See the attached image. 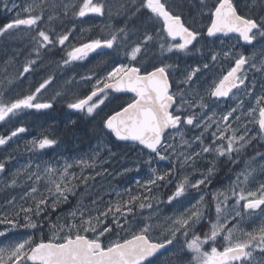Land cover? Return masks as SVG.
Listing matches in <instances>:
<instances>
[{
  "label": "snow or ice",
  "instance_id": "obj_1",
  "mask_svg": "<svg viewBox=\"0 0 264 264\" xmlns=\"http://www.w3.org/2000/svg\"><path fill=\"white\" fill-rule=\"evenodd\" d=\"M0 2H3L6 10L20 9L13 19L0 26V37L12 34L10 30L24 31L33 42V51L37 57L42 49L64 46L69 40L71 32L57 34L54 28L46 30L41 27L42 22H45L46 7L55 9L58 7L55 3L49 5L48 0H31L24 7L13 3L12 9H8L6 0ZM252 4L259 6V15L243 13L234 0H201V14L206 11L208 17V24L203 30L197 29L174 12L168 0H140L135 11L146 9L151 20L160 22L161 28L155 42L159 43L162 56L165 52L173 51L189 54L207 37L219 38L234 34L238 41L246 45H253L258 38L264 41V0H252ZM62 7L64 15L71 11L78 18L90 14H106V5L102 0H80L79 3ZM54 19L58 17L48 14V23ZM107 27L108 32L104 38H89L71 47L63 63L67 65L84 60L98 49H112L113 52L123 49L129 62L117 63L105 76L95 80L88 94L69 103L68 107L92 115L105 104L110 92L132 93L125 105L104 117L103 127L117 139L137 143L149 150V159L145 161L149 166L153 156L159 160L170 159L169 150H172L181 169L189 166L193 171L176 178L174 169L158 173L156 168H151L152 176L143 182L137 180L138 189L135 192L130 188L123 192L117 191L115 200H109L103 205L100 203L103 197L92 200L89 205L80 199L74 207L52 222L45 213L49 209L55 210L58 205L69 203V196H75L80 185L87 186L89 180L95 179V176L83 172L84 168L94 167L95 160L75 161L81 166L79 174L70 172L73 164L65 162L62 167L46 165L41 175V166L36 164L35 171L28 173V179L35 177V181L31 191L22 198L26 204L17 205L15 199L10 200V213L5 211L0 215V225L5 226L0 230V237L8 239V234L16 229L30 230V234L22 240H9L0 247V264H154L157 254L172 245L177 236L183 237V250L191 257L189 264H257L254 254L259 253L264 258V222L252 231L238 226L239 220L245 218L244 214L251 217L259 210L264 215V183H259L254 189L249 186L255 169L247 164L227 189L212 193L214 220L209 218L211 209L205 201L207 193L201 191V186L207 188L211 183L216 164L213 162L200 174V178H191L197 171V159L203 158L204 154H215L216 158L225 157L233 164L239 163L233 157H239L256 139V136L249 135L250 130L242 118H247L248 124L257 125L258 135L264 138V95L255 97V107H249L246 111L242 107L243 100H240L236 107L226 111L219 120L214 119L215 112L206 119L204 113L209 101L216 103L230 95L235 96L234 89L241 90L244 86L245 94L250 95L248 88H254L255 85H245L248 78L245 66L257 68L254 57L250 58L232 49L214 53L212 61L221 55L231 57L234 66L226 74L214 79L203 93L195 89L173 92L169 79V69L173 65H158L155 60L148 62L149 42L154 41L152 34L146 31L142 39L130 44L125 28ZM90 30L85 29L84 32ZM34 64L36 60H29L21 75L29 73ZM203 67L208 68V64ZM262 69L264 61L258 70ZM199 71L200 67H196L187 72L183 83L191 84ZM82 79L91 80L92 77ZM51 82L52 77H49L34 91L15 99L7 100L0 96V122L9 121L24 110L52 108L51 102L38 99L42 90ZM195 108L201 111L197 113ZM237 122V127L233 128V123ZM213 125L216 126L215 131H211ZM182 126H193L202 131L192 141H188L184 139ZM26 131L21 126L11 131L10 135H0V146ZM175 136H180L181 143L189 148L196 143L199 150L180 151L176 154L174 145L169 142ZM206 139L208 143H205ZM56 143V139L48 136L31 142L33 149L40 150L51 148ZM4 171L5 163L0 162V173ZM41 181L45 185L43 191L36 186ZM161 182L164 186H173V191L167 197L169 204L173 201L179 203V198L192 190L201 194L195 203L168 217L160 236L154 237L153 233L160 226L153 222L152 215L144 217L140 214V218L137 217L138 210L151 209L154 202H161L159 192L153 191L161 187ZM11 183L16 185L17 179L13 178ZM229 200H233L231 209ZM232 220H238V223L229 228ZM205 222L207 230L201 234L198 228ZM45 223L50 234L48 239L43 236ZM35 232L41 233L39 239L34 236ZM218 240L223 241L219 247ZM205 246H208L207 249ZM260 264H264V260Z\"/></svg>",
  "mask_w": 264,
  "mask_h": 264
},
{
  "label": "rangeland",
  "instance_id": "obj_2",
  "mask_svg": "<svg viewBox=\"0 0 264 264\" xmlns=\"http://www.w3.org/2000/svg\"><path fill=\"white\" fill-rule=\"evenodd\" d=\"M24 1V6H26L28 3H31V0H23ZM125 0H102V2L105 3L106 7L108 9L111 8V5H118L119 3L123 2ZM80 0H48V4L51 3H57L56 5L58 6L55 9L51 10V14L55 15L58 17L57 23L61 25V27H66V20H67V15H63V5L65 4H72V3H79ZM169 4L172 5V9L175 8V3L179 6L185 5V10L184 12H187V20L189 23H192L197 29L203 30L204 27L208 24V17L206 11L204 14H201V0H168ZM237 2V4L244 10L246 14H251L253 16L259 15L260 14V8L258 5L254 6L252 4V0H236L234 3ZM3 2H0V7ZM60 6H59V5ZM47 8V7H46ZM1 9L3 11L10 12L9 10H6L2 4ZM181 10V9H180ZM189 10V11H188ZM182 11V10H181ZM62 12V13H61ZM180 12V11H178ZM1 13V12H0ZM49 13V14H50ZM46 15V12H45ZM48 15V14H47ZM1 16V15H0ZM102 16H100L101 18ZM75 20L73 19L72 24H68V27H71V30L73 31L72 33L74 34V37L78 39L79 37L77 36L79 32H82V34H85L84 32L85 29H91V20L98 21V19L94 16L90 17H84V18H78L74 17ZM79 20L80 25H77V21ZM100 20V19H99ZM45 22H47V17H45ZM45 22H42L45 23ZM155 22H153V25ZM161 26L160 22L157 21V27L159 28ZM67 27V29H68ZM80 27V28H79ZM77 28V29H76ZM70 30V29H69ZM59 31L67 32V30L59 29ZM159 32V30H155L154 36ZM206 35V34H205ZM74 38V39H75ZM150 44V42H149ZM159 48V44L157 46ZM228 46L224 47L226 51L230 50L229 48L227 49ZM218 49V46L216 43H213L211 41V38H205L200 41L199 44L196 45V49H194L191 53L185 54L181 52H169L167 55L168 60H173L175 61L174 63H171L173 67L169 69V72L175 75V80H176V91L183 90L185 92H188L190 89H195L200 91L201 93L204 92L205 88L214 80L219 78L222 74H226V71L230 68L231 63L233 62L231 57L225 58L222 55L218 56L216 61L211 60V56L214 53H217L216 50ZM143 51V50H142ZM171 53V55H170ZM252 55V58L254 57L255 62L257 64V68H250V72H254L253 75H256L257 78L254 80L256 82L255 87L257 89V94L256 97L260 95H264V69H260L261 62L264 61V44H260L257 46V49L254 50ZM89 58V57H87ZM86 58V59H87ZM160 58V57H159ZM158 58V59H159ZM84 59V60H86ZM139 59V58H138ZM150 60V59H149ZM164 60L163 62H165ZM80 62V61H79ZM128 58L124 55L122 56V60H120L119 63H128ZM149 62V61H148ZM134 64L136 62H133ZM167 64V62H166ZM208 64V68H204L203 65ZM97 65V62H94L93 67ZM200 67V71L196 74V76L193 78V82L191 84H184L183 80L185 79V75L187 72H190L192 69ZM92 72V71H91ZM259 79H262L259 81L257 84V81ZM83 86V85H82ZM79 89V85H78ZM251 94V93H250ZM17 96V95H15ZM110 96V95H109ZM241 96V97H239ZM243 96H248L244 93H239L238 97L236 100L232 101L230 105H224L222 106L221 103L218 104L212 103L211 101L208 102V108L204 109L205 113V119L208 116H211L213 112L216 113V116L214 119L219 120L220 117L226 113V111L230 110L232 107H236L239 104L240 100H243L245 102ZM255 100V99H254ZM112 98L109 97L104 105H101L99 109H97V113H93L92 115H88L86 112L80 113L81 119L85 120V118H93L94 119H103V115H105L104 107L106 103L111 102ZM236 102V103H235ZM244 109V108H243ZM103 111V112H102ZM195 112L199 113L201 110L199 108L194 109ZM100 113V114H99ZM104 113V114H103ZM96 115V116H95ZM235 115V113H234ZM17 116H20L23 118V121H25L26 114L25 112H21ZM17 116L12 117L9 121L6 122H1L2 124L6 123H11L12 119L17 118ZM90 116V117H87ZM98 116V117H97ZM19 117V118H20ZM231 122V121H230ZM245 123V122H244ZM19 127V125L14 124L8 135L11 134V130H15L14 128ZM233 128L237 127V123H233ZM24 127V126H23ZM215 125L212 126L211 131H215ZM27 128V127H24ZM12 130V131H13ZM251 131H249V134ZM20 137L19 139L13 137L6 145L0 146V162L5 163V171L2 175V178L0 180V215H3L5 211H8L10 213L11 206L8 204V201L15 199L16 204H26V201L22 199L23 197L26 196L27 193L31 191V187L33 186V183L35 181V177L32 179H28V173L35 171V165L40 164L41 166V175H43V168L46 166L47 160L44 159L42 156H37V154L41 153H36L34 154L33 150L30 148L32 146L30 137L27 135V133H19ZM23 134V136H22ZM0 135H7V134H2ZM185 136V134H184ZM177 138H181L180 136H177ZM15 140V141H14ZM107 139H102L100 140L102 143L99 145L94 146V148L88 149V151L85 150L84 152V159L89 160L90 162L94 159L95 160V166L94 167H89V168H84L83 172L85 175H91L95 176V179L89 180L87 186H81L79 187L76 191V195L79 193V189L81 191V196H75L74 198H71L69 196V203L67 204H62L58 205L55 210L49 209L48 212L45 213V216L47 217H54L53 222L56 221L57 216L61 215L62 213L67 212L70 208L74 207L77 203L78 200L82 199L85 205H89L92 200L97 199L98 197H103V200L100 201V203L103 205L105 202L109 200H115V192H123L125 189H132L133 192H135L138 189V185L136 184L137 180H140L143 182L141 176H135V174L131 175V171L133 167H130L132 165L131 161L127 162L123 160L124 156L119 155H111L110 157H107L108 154L106 153L107 148H109V143H104L106 142ZM206 143V141H205ZM7 146V147H6ZM194 150H199L197 147V144L194 143ZM106 156H105V155ZM214 159H206L205 161L203 160L202 162H198V165L195 166L197 171L195 174H201L203 173L208 167L212 165V163H216V166L218 165L219 159L224 161L226 164L227 162L223 160L225 157H219L216 158L215 154H210ZM238 159L239 163L242 162V158L239 157H233V159ZM81 160V159H80ZM108 160H112L108 164L112 166L114 169L119 170L120 173L115 174L114 170H101L99 171L98 169H95L96 165H102L103 163H107ZM229 161V160H227ZM230 162V161H229ZM239 163H231L232 167H235ZM254 169V175L253 178L250 179L249 186L251 188H255L259 185V183H264V178H260L259 173L260 169L255 165V164H250ZM107 166V165H106ZM118 166H120L118 168ZM81 167V166H80ZM187 172L185 173H191L192 167L185 166ZM105 168V166H104ZM128 170V171H126ZM99 172L101 173L100 175H96V173ZM109 172V173H108ZM113 172V173H112ZM236 174L238 173L235 171ZM234 172V173H235ZM241 172V171H240ZM239 172V173H240ZM194 174V175H195ZM236 177V175H235ZM13 178L17 179L16 185H12L11 180ZM192 178V177H191ZM200 178V177H199ZM235 179L228 180L227 183L223 184V187L220 188H215L214 191L217 190H225L231 185ZM216 181L212 179L211 177V183L214 184ZM209 184V185H210ZM3 185V186H2ZM2 186V187H1ZM41 191H43L45 185L43 181H41L39 184L36 185ZM204 187V186H201ZM14 190V191H13ZM13 193V195H12ZM186 196V195H185ZM182 197L180 199V202H175L173 201L171 204H169L167 201H164L160 195L161 202L160 203H153V208L148 209L145 208L143 210H138V217L140 218V214L142 216L147 217L150 214L152 215L153 222L158 224L160 227L157 228V230L154 232L156 235H160L161 229L166 226V223L168 222L167 218L171 217L174 215V213L178 211H183L184 208L188 207L191 203H195L196 199L192 198H187V197ZM5 203V204H4ZM27 203H30L28 201ZM213 203V200H209L208 205ZM159 204V205H158ZM229 209H231L233 200H229ZM7 207V208H6ZM52 210V211H51ZM52 213H51V212ZM51 213V215H50ZM245 218L242 220H239V228L246 230V231H252L256 227H258L262 222H264V215L260 214V211L257 210L256 214L247 217L246 214ZM213 219V218H212ZM214 220V219H213ZM238 220H232L233 225L238 223ZM231 221V222H232ZM229 223V225L231 224ZM228 225V226H229ZM5 226L0 225V230H3ZM26 230V232H25ZM15 237L5 239L3 237H0V247H3L5 244L9 242V240H22L26 238L30 234V230L27 229H16L13 231ZM12 234L9 233L8 235ZM34 234V233H33ZM36 237V235L34 234ZM37 238V237H36ZM182 238V237H181ZM177 240L179 241V236H177ZM179 245V242H177ZM189 254V253H188ZM189 257V262H190V254L188 255ZM184 258L182 259L177 257V253L174 254L173 256H169L163 260H160L158 264H184Z\"/></svg>",
  "mask_w": 264,
  "mask_h": 264
},
{
  "label": "flooded vegetation",
  "instance_id": "obj_3",
  "mask_svg": "<svg viewBox=\"0 0 264 264\" xmlns=\"http://www.w3.org/2000/svg\"><path fill=\"white\" fill-rule=\"evenodd\" d=\"M6 2L8 3V9H12L13 3L20 5L21 7H23V5H24L23 0H6ZM2 4H1V7H2ZM1 7H0V12H1L0 17L2 18L3 21H5V23H7L11 19H13L16 15V12L20 10L19 8H17L14 10H9L10 12L6 13L5 11H3L1 9ZM91 15L94 17H97V18L99 17V15H96V14H90L88 17H90ZM10 32L16 33V34H14V38L19 39V40L22 39L24 41H27L26 38H29L27 36V34H25V32L22 30H10ZM67 32H71V35L69 36V40L65 42L64 46H61L63 50H65V48H66L65 51L71 49V47H73V46H78L80 44V43L76 44L77 42H75V39H74L75 37H74V34L72 33L73 31L71 30V27H68ZM56 33L57 34H60V33L63 34L65 32H63V31L61 32V31L56 30ZM81 33L82 32H79V34L77 35L79 37L78 40H80V38H81L79 36ZM207 38H209V39L211 38V41L213 43L217 44V46H218V49L216 50L217 53H222V52L226 51V49H224V47L228 46L227 49L228 48L232 49L234 52H242L244 55H246L250 58H252V55H253L252 52L257 49V46H259L260 44H264V41H260V39L258 38V40L256 42H254L253 45H246L243 41H238L234 34L227 37V38L226 37H219V38L207 37ZM168 39L170 40V38H168ZM221 41H223V43ZM156 43L157 42L151 41L149 44V45L153 44L151 46L152 47L151 50H149V59L150 60L153 57H158V58L159 57H162V58L166 57V55L169 53V52H165L161 56L160 49L157 47V44H159V43H157V44ZM29 45L30 44H28L26 42L21 43V45H20L21 48H20V52H19V57H20L19 64L16 61L14 62L15 64L21 65V67L19 69L22 71L24 65L29 60H36L37 59L36 64H34L32 66V70L29 73L23 74V78H24L23 79V81H24L23 85L26 89H24V92L22 95L29 94L30 92L34 91L35 88L38 87L39 84L42 83L45 79L52 77L51 84H49L46 89L42 90L41 94L38 96V99L43 101V102H51L53 104V107L50 109H41V110H36V109L26 110L28 112L27 116H29L27 118V120L29 122V127H30L29 129L26 128L27 129L26 132H27L28 136L30 137L31 142L33 140H38L40 138H43V136H48L49 138L57 139L56 140L57 143L54 146H52L51 148H46L43 150L33 149L32 146L30 148L34 151L33 152L34 154L41 153V154H37V156L44 157V159L47 160L46 165H50L53 167H62L64 165V163L67 162V163L73 164V167L69 171L70 172H76L77 174H79L81 171V167L78 164H76L75 161H79L80 159H84L85 150L88 151V149L94 148V146L99 145L102 142L101 141H95V142L90 143V142H83L82 141L81 128H82V123L84 120L81 119V116H80L81 111L71 109L68 107L69 103L74 102L77 98H80V96H78L79 95V90H78L79 84H78V81L76 80L77 79V72H75V70H74L76 61L69 64L70 66H73L74 69L71 68V71L68 70L67 74L64 72L60 73V71H57V72L56 71L52 72L50 70L48 71V69H52V67L54 68V70H57V68H59L61 66V64L56 62V64H53L51 66H47V65L43 66V65L38 64V63H41V61H43L42 57H35L32 59H28L27 55H28L29 51L26 50V48ZM44 50L50 51L51 49H42L39 56H41L42 51L44 52ZM110 50H112V49H110ZM103 52H106V51H103ZM97 53H101V52L92 53L88 56L89 57L88 59L81 60L80 62L82 64L84 63V64L88 65L89 67L92 66V64H94V62L91 59L95 55H97ZM9 56H10L9 57V59H10L12 57V53H10ZM12 61L13 60L10 59V62H12ZM38 61H40V62H38ZM64 66H67V65L64 64ZM232 66H234V61L231 63L230 67H232ZM249 69L250 68L246 65L245 70H246V74H247L248 78L245 81V85H252L253 83L255 85L256 82L254 80L257 78V76L253 75L254 72H250ZM107 72L108 71H104L103 73H100L99 71H95L94 74H92L90 76H88L90 74V72H85L84 74H86L87 76H83V77H92V79L91 80H85V79L81 78V80H82L81 82H85V83L89 82V83H91V87H92V84L95 83V80L97 78H102L103 76H105L107 74ZM69 73H70L69 79L66 77L63 79H60L62 74H65V76H67ZM169 79L171 80V83H172V91L175 92V89H176L175 75L170 73ZM261 80L262 79H259L257 81V84ZM62 81H63V84H65L64 87L61 85ZM263 83H264V81H263ZM67 84H69V86ZM91 87H90V89H91ZM243 89H244V86H242L241 90L235 89L233 91L234 93H236L235 96H230L228 98L221 99L220 101H218V104L221 103L222 106L230 105V103L232 101L236 100L239 93L240 94L244 93ZM248 92H250L251 94L248 96H243L245 102H243L242 107L244 108L245 111L249 107H255V100L254 99H255L256 94H257V89L256 88H248ZM57 93H59V94L57 95ZM64 93L66 94V96H65L66 98L63 96V95H65ZM113 94H114L113 92H110L109 97H112ZM115 95H117V94H115ZM123 96H128L129 97L128 100H130L132 97L131 94L123 95ZM239 97H241V96H239ZM46 98H48V99H46ZM64 99H65V101H64ZM213 100H215V98H213ZM67 102H69V103H67ZM53 112H55L56 118L54 117V115H51ZM62 113H63V115H61ZM32 116H33V118H32ZM36 117H37V119L43 118L44 122L42 121L41 124L39 121H38L39 123L36 122V120H35ZM87 117H90V116H87ZM85 119H86V121H85L86 123L90 121V118H85ZM242 119L244 120L245 124H247L248 129L251 131V133L249 135L256 136V139L253 140L252 143L244 149L242 154L239 156V158H242V162L239 163L238 165H236L235 167H232L233 166L231 164L232 162L227 161L226 158H224L223 160H225L227 162V164L224 161L219 159L220 162H218V165L215 168L214 175L212 176V179L215 180L216 182L214 184L208 185L207 188L201 187V191L207 193V195H205V201L207 203H209V200L212 199V191L215 188L223 187L224 186L223 184L227 183L228 180L236 179L235 175H237L240 171H242L246 167L247 164H252V163L255 164L260 169L259 170L260 171V173H259L260 178H262V179L264 178V138H262L260 135H258V133H257L258 126L257 125L248 124L247 118H242ZM71 121H73V122H71ZM51 123H54V124H51ZM238 123L239 122H237V124ZM43 124H46V125L43 126ZM61 124L63 125V127ZM39 125H41V126H39ZM72 125H74V126H72ZM56 128H57V130H56ZM65 128L67 129V131ZM182 130L185 134L184 139L188 140V141H192L193 138L195 136L199 135L202 131L201 128H196L193 126H186V127L182 126ZM66 134L69 136H67ZM70 135H72V136H70ZM205 135H207V133ZM19 136H20V134H18L15 138L19 139ZM65 136H66V138H65ZM73 136H75V137L73 138ZM70 137H72V138H70ZM77 137H80V138L77 139ZM58 138H59V140H58ZM64 139H66V140H64ZM205 141H206V143L209 142L207 139ZM65 142H67V143H65ZM169 142L174 145V147L176 149V154H178L180 151L189 152V151L194 150V143L192 144V147L189 148L187 145L182 144L181 138H177V136H175L174 140H171ZM78 143L80 146L77 145ZM104 143L105 144L109 143V148H107V150H106V153L108 154L107 157H110L111 155H115V154L117 155V153L119 155L124 156V158H122L123 160H125L127 162L131 161V163H132V165L130 166V167H133L132 171L130 172L131 175L135 174V176H141L143 181L147 180L150 176H152L151 168H156L158 173H163L165 171H169L171 169H174L175 170L174 176L176 178H179V176L181 174L187 172L186 167L181 169L179 161L176 159V156L174 154H172V150H169V155L171 156L170 159L159 160L157 157L153 156L151 166H149L147 163H145V161H147L149 159V150L145 149L143 146L138 145L136 143H121L120 141L117 142L115 139L113 140V139H108V138H107L106 142H104ZM119 143H120V145L118 147L117 144H119ZM111 144H112V146H110ZM208 158L214 159V157H212L210 154H204L203 158L197 159L195 166L198 165V162H202L203 160L205 161ZM111 161L112 160H108L107 163H103L102 165L98 164V165H96L95 169H98L99 171L104 170V169L107 171L108 170H110V171L114 170L115 174L120 173L119 170L114 169L112 166H110V164H108ZM230 165H232V166H230ZM104 166H105V168H104ZM119 167L120 166H118V168ZM235 171H237L238 173L236 174ZM199 177H200V174H195L192 176V179L195 180V179H198ZM81 186H83V185H80V188H81ZM81 191L82 190L79 189L78 195H75V196H81ZM153 191L159 192V194L162 196L161 198L164 199V201H167L168 195L171 194V192L173 191V186L172 185L164 186L163 182H161V187L154 188ZM200 194H201L200 192H197L196 190H192V191L188 192L185 197L192 198V199L194 198L197 200L199 198ZM75 196H70V197L74 198ZM181 198H179V200ZM160 201H161V199H160ZM175 202H177V201H175ZM209 208L211 209L209 218L215 219L214 201H213V203L210 204ZM51 213H50V215H51ZM51 220L53 222L54 217H52ZM233 222L234 221H232L231 224L228 226L229 228H231L233 226ZM206 230H207V222H205L203 226L198 228V231H200L201 234H203V232ZM25 232H26V230H25ZM34 234L36 235L37 239L40 238L41 233L35 232ZM11 235H13V236H11ZM49 235L50 234H49L48 229H47V223H45V227L43 230V236L45 239H48ZM153 235H154V237L158 236L154 233H153ZM12 237H15L13 232H12V234L8 235L9 239ZM177 242H179V245L177 244ZM222 243H223L222 240H218L217 246L219 247ZM205 247L207 249L208 246H205ZM175 253H177V257L180 259L185 257L184 258V264H189V260H188L189 254L183 250V237L181 238V236H179V241L176 239L172 245H169V247L164 249L161 253H159V255H157L155 257L154 264H158L160 262V260H163V259H165L171 255L174 258ZM254 255H255L257 264H260V262L262 260H264V258H262L259 253H256Z\"/></svg>",
  "mask_w": 264,
  "mask_h": 264
},
{
  "label": "trees",
  "instance_id": "obj_4",
  "mask_svg": "<svg viewBox=\"0 0 264 264\" xmlns=\"http://www.w3.org/2000/svg\"><path fill=\"white\" fill-rule=\"evenodd\" d=\"M132 1H133V3H132ZM234 1H236V0H234ZM125 3H128V4H125ZM235 3H237V2H235ZM55 4H57V3H55ZM131 4H132V6H131ZM139 4H140V0H131V1L125 0V1H123L121 3H119L118 5H111L110 9H108V7H106V14L104 16H102L101 18H100V16L98 18L96 17L98 19V21L91 20L90 27H91L92 31L90 30L89 32H86L85 34L81 33L79 35L81 37L80 40H78L79 38L78 39L75 38V42H77L76 44H79V43H82V42H86L89 38H104L107 35V32H108V27H107L108 25H111L113 28H125L127 30V32H128V40H129L130 44L135 43L138 40L142 39L143 34L147 30H148L147 32L149 34H152L154 36L155 30H159V32H160L161 26H159V28L157 27V21H154V20L150 19V13L146 9L141 8L139 12H136L135 9H136V7ZM125 5H126V7H125ZM124 8L127 9V10L125 9V12L126 11H128V12L125 13L123 11ZM52 9L53 8H51V7H47L46 8L45 17L48 16L47 14H49ZM172 10L174 12L180 14L182 16V18L187 20V12H184L185 10H187V8H185V5L179 6V5H177L175 3V8H173ZM239 10L242 11L243 13H245L244 10L241 7H240ZM129 11H131V13H129ZM178 11H180V12H178ZM134 16H135V18H134ZM147 17H149V18H147ZM73 19L75 20L74 16L72 15V12L69 11L68 14H67V20H66V24H65L66 25L65 29H64V27H61L59 22L57 23L56 19H54L50 23L45 22V23L41 24V27L45 28L46 30L49 29V28H54V29L57 28L56 29L57 31H59V29L67 30V27L69 26L68 24H70V23L72 24ZM153 22H155L154 25H153ZM4 23H5V21H3L1 19V17H0V25L3 26ZM136 23H138V24H136ZM78 24L80 25L79 20L77 21V25ZM141 24H144V25H141ZM140 26L141 27L143 26V27L141 28ZM136 28H139V31L137 29L136 30L137 32H136L135 31ZM56 30H55V32H56ZM11 33L12 34H8V35L6 34L5 36L0 37V96H3V98H5L7 100H10L12 98L14 99L15 95H17L16 98L20 97V96H23L22 94H23L24 89H25V87L23 85V75H19V74L22 73V71L19 69L21 67V65H18L19 61H20L19 52H20V48H21L20 47L21 43L26 42V43L30 44L29 46H27V50H29V53L27 55L28 59H32V58L37 57V55L33 51V42L29 38H26L27 41H24L22 39L19 40V39L14 38V34H16V33H14V32H11ZM86 34H87L88 37L86 36ZM155 38H156V36H154V39ZM58 46L61 48L60 45H56L55 47H52L53 51L50 50L51 51V52L49 51L50 53L48 52V50H47V52H46V50H44V52L42 51V54L39 57H42V60L44 62L41 61V63L40 64L38 63V64L39 65H43V66H45V65L51 66L53 64H56V62L60 63L61 61H63L64 60L63 58H66V52L67 51L62 49V51H63V53H62L61 49ZM151 46L152 45H149L148 51L151 49ZM50 49H51V47H50ZM59 49H60L61 53L59 52ZM64 52H65V54H64ZM10 53H12V57L10 58V59L13 60L12 62H10V59H9ZM123 53H124V50L121 49V50H119V52H113V50H110V51L103 52L100 55L97 54L91 59V60H93V62H98L97 65H95L94 67H93L94 64H92V66L89 67L88 65H85V64L83 65L81 62L76 61L75 65L76 64H81V65H77L78 67H76V66L74 67L75 68V72H77V75H78L77 76L78 77L77 81H78V84H79V89L78 90H79L80 98H82L84 95L88 94L89 91H90V87H91V83H89V82H87V83L81 82L82 81L81 78H83V76H87L84 73L85 72H90V74L88 75V76H90V75L94 74L95 71H99L100 73H103L104 71H108L109 72L112 69L113 66H115L117 63L120 62V60H122ZM60 55H61V57H60ZM167 55H166V57H163V58L160 57L159 59H158V57H153L152 56L153 58H151V60H149V62H151L152 60H155L158 65L161 64V63H166V62H167V64L174 63L175 61L167 59ZM170 55H171V53H170ZM63 56H65V57H63ZM164 60H166V61L163 62ZM15 61L18 64H15L14 63ZM61 64L62 65L59 68H57V70H54V68L52 67V69H48V71L49 70L52 71V72L60 71V73H63L65 70L68 71L71 68H73V66H70L69 64H67V66H64V63H62V62H61ZM82 65H83V67H82ZM63 67H65V68H63ZM63 69H64V71H63ZM8 73H10V74H8ZM69 75H70V73H69ZM67 76L62 74L60 79H63L65 77L67 78ZM16 77H18V78H16ZM16 79H18V80H16ZM20 80L22 81V83L20 82ZM18 81H19V83H18ZM16 82H17V84L15 85ZM61 85L63 87L65 86V84H63V81H62ZM14 86H16V87H14ZM13 90H14V94H12ZM111 98H112V101L106 103V105L104 107V111H106V113H105V115H103V117H105L106 115L110 114L114 109L118 110L122 105H125V103L127 101H129L128 100V98H129L128 96H123V95H118V94L117 95L113 94V96ZM24 112L26 114L25 121H23V118H21L20 116H17V118L12 119L11 123L1 124L0 125V133L8 134L10 132L11 127L14 124H16V125L19 124L20 127L24 126V127H27V129H29L30 128L29 127V122L27 120V118H28L27 117V113L28 112L26 110H24L23 113ZM51 115L55 116L56 114H55V112H53ZM103 119H101V120L103 121ZM36 120H38L41 123L42 120H44V119L43 118H41V119L38 118ZM85 121H86V119L83 121V123H82L83 126L81 128L82 141L83 142L92 143V142L100 141L102 139H107V138L114 140L113 135L108 130L104 129V127L102 125V121H99L97 119H94V120L90 119V121L87 122V123ZM39 126H41V125H39ZM119 145H120V143L117 144L118 147H119Z\"/></svg>",
  "mask_w": 264,
  "mask_h": 264
},
{
  "label": "bare ground",
  "instance_id": "obj_5",
  "mask_svg": "<svg viewBox=\"0 0 264 264\" xmlns=\"http://www.w3.org/2000/svg\"><path fill=\"white\" fill-rule=\"evenodd\" d=\"M129 1H131V0H129ZM132 3H133V1H132ZM125 4H128V3H125ZM129 5H130V4H129ZM127 6H128V5H127ZM131 6H132V4H131ZM125 7H126V5H125ZM125 9H126V8H124V10H123L124 12H125ZM126 10H127V9H126ZM126 12H128V11H126ZM126 12H125V13H126ZM129 13H131V11H129ZM122 15H123V14H122ZM122 15H121V16H122ZM133 15H134V14H133ZM146 16H147V15H146ZM134 18H135V16H134ZM147 18H149V17H147ZM1 19H2V18H1ZM119 24H120V23H119ZM136 24H138V23H136ZM121 25H122V24H121ZM121 25H120V26H121ZM141 25H144V24H141ZM0 26H2V25H0ZM140 27H141V26H140ZM142 27H143V26H142ZM142 27H141V28H142ZM152 27H153V26H152ZM58 28H59V27H58ZM79 28H80V27H79ZM56 29H57V28H55V30H56ZM76 29H77V28H76ZM137 29H138V31H139V28H136L135 31H136ZM143 29H144V28H143ZM151 29H152V28H151ZM151 29H150V30H151ZM150 30H149V31H150ZM91 31H92V30H91ZM147 31H148V30H147ZM153 31H154V30H153ZM136 32H137V31H136ZM90 33H91V32H90ZM141 33H142V32H141ZM60 34H61V33H60ZM133 34H134V33H133ZM135 34H136V33H135ZM139 34H140V33H139ZM72 35H73V34H72ZM141 35H142V34H141ZM161 35H162V33H161ZM86 36H87V34H86ZM155 36H156V35H155ZM87 37H88V36H87ZM132 38H133V37H132ZM134 38H135V37H134ZM136 38H137V37H136ZM213 38H218V37H213ZM154 42H155V40H154ZM156 44H157V43H156ZM152 45H153V44H152ZM157 46H158V44H157ZM58 47H59V46H58ZM66 47H67V46H66ZM59 48H60V47H59ZM151 48H152V47H151ZM60 49H61V52L63 53V51H62V47H61ZM60 49H59V52H60ZM26 50H27V48H26ZM65 50H66V48H65ZM69 50H70V49H69ZM150 50H151V49H150ZM28 51H29V50H28ZM51 51H53V50H52V47H51ZM51 51H50V52H51ZM67 51H68V50H67ZM46 52H47V50H46ZM48 52H49V51H48ZM50 52H49V53H50ZM56 52H57V51H56ZM61 52H60V53H61ZM60 53H59V54H60ZM45 54H46V53H45ZM51 54H52V53H51ZM64 54H65V52H64ZM60 57H61V55H60ZM60 57H59V58H60ZM63 57H65V56H63ZM63 59H65V58H63ZM87 59H88V58H87ZM36 61H37V59H36ZM38 62H40V61H38ZM61 62L63 63V61H61ZM61 62H60V64H61ZM85 63H86V62H85ZM39 64H40V63H39ZM61 65H62V64H61ZM77 65H81V64H76L75 66L78 67ZM83 65H84V63H83ZM83 65H82V67H83ZM85 65H86V64H85ZM7 67H8V66H7ZM85 67H86V66H85ZM61 68H62V67H61ZM63 68H65V67H63ZM70 68H71V67H70ZM8 69H9V68H8ZM73 69H74V68H73ZM61 70H62V69H61ZM74 70H75V69H74ZM63 71H64V69H63ZM70 71H71V69H70ZM79 71H80V70H79ZM82 71H83V70H82ZM11 73H12V72H11ZM64 73L67 74L68 72L65 70ZM79 73H80V72H79ZM82 73H83V72H82ZM8 74H10V73H8ZM75 74H76V73H75ZM19 75H21V74H19ZM64 75H65V74H64ZM81 75H82V74H81ZM68 76H69V74H68ZM68 76H67V78H69ZM77 76H78V75H77ZM74 77H75V76H74ZM81 77H82V76H81ZM16 78H18V77H16ZM75 78H76V77H75ZM77 78H78V77H77ZM14 79H15V78H14ZM20 79H21V78H20ZM23 79H24V78H23ZM16 80H18V79H16ZM64 80H65V79H64ZM76 80H77V79H76ZM20 82L22 83L21 80H20ZM23 82H24V81H23ZM18 83H19V81H18ZM16 84H17V82L15 83V85H16ZM13 85H14V84H13ZM67 85L69 86V84H67ZM18 86H19V85H18ZM20 86H21V85H20ZM22 86H23V85H22ZM70 86H71V85H70ZM14 87H16V86H14ZM73 87H74V86H73ZM75 88H76V87H75ZM25 89H26V88H25ZM17 92H18V91H17ZM22 92H23V91H22ZM76 93H77V92H76ZM12 94H14V90H13V93H12ZM64 94H65V93H64ZM18 95H19V94H18ZM79 95H80V94H79ZM79 95H78V96H79ZM60 96H61V95H60ZM63 96L65 97L66 94L63 95ZM61 97H62V96H61ZM73 97H74V96H73ZM11 98H12V97H11ZM15 98H16V96H15ZM15 98H14V99H15ZM65 98H66V97H65ZM12 99H13V98H12ZM46 99H48V98H46ZM53 99H54V98H53ZM55 100H56V99H55ZM55 100H54V101H55ZM61 100H62V99H61ZM66 100H67V99H66ZM45 101H46V100H45ZM64 101H65V99H64ZM67 101H68V100H67ZM69 101H70V100H69ZM67 103H69V102H67ZM110 107H111V106H110ZM105 110H106V109H105ZM107 110H108V109H107ZM108 111H109V110H108ZM102 112H103V111H102ZM105 113H106V111H105ZM99 114H100V113H99ZM103 114H104V113H103ZM57 115H58V114H57ZM61 115H63V113H62ZM34 116H35V115H34ZM95 116H96V115H95ZM27 117H29V116H27ZM54 117H55V116H54ZM79 117H80V116H79ZM97 117H98V116H97ZM32 118H33V116H32ZM55 118H56V117H55ZM57 118H58V117H57ZM59 118H60V117H59ZM63 118H64V117H63ZM65 118H66V117H65ZM72 118H73V117H72ZM103 118H104V117H103ZM36 119H37V117H36ZM36 119H35V120H36ZM39 119H41V118H39ZM91 119L93 120V118H91ZM45 120H46V119H45ZM56 120H57V119H56ZM62 120H63V119H62ZM98 120H100V119H98ZM40 121H41V120H40ZM42 121L44 122V120H42ZM64 121H65V120H64ZM73 121H74V120H73ZM73 121H71V122H73ZM101 121H102V120H101ZM36 122H38V120H36ZM53 122H54V121H53ZM58 122H59V121H58ZM58 122H57V123H58ZM71 122H70V123H71ZM81 122H82V121H81ZM30 123H31V122H30ZM38 123H39V122H38ZM41 123H42V122H41ZM41 123H40V124H41ZM45 123H46V122H45ZM55 123H56V122H55ZM92 123H93V122H92ZM100 123H101V122H100ZM35 124H36V123H35ZM51 124H54V123H51ZM76 124H77V123H76ZM97 124H98V123H97ZM18 125H19V124H18ZM44 125H46V124H43V126H44ZM47 125H48V124H47ZM61 125H62V124H61ZM61 125H60V126H61ZM67 125H68V124H67ZM80 125H81V124H80ZM52 126H53V125H52ZM72 126H74V125H72ZM82 126H83V125H82ZM101 126H102V125H101ZM15 127H16V126H15ZM19 127H20V125H19ZM47 127H48V126H47ZM47 127H46V128H47ZM53 127H54V126H53ZM62 127H63V125H62ZM34 128H35V127H34ZM42 128H43V127H42ZM14 129H15V128H14ZM43 129H44V128H43ZM47 129H48V128H47ZM65 129H66V128H65ZM12 130H13V129H12ZM12 130H11V131H12ZM45 130H46V129H45ZM56 130H57V128H56ZM60 131H61V130H60ZM66 131H67V129H66ZM7 133H8V132H7ZM25 133H27V132H25ZM55 133H56V132H55ZM55 133H54V134H55ZM65 133H66V132H65ZM65 133H64V134H65ZM59 134H60V133H59ZM59 134H58V135H59ZM7 135H8V134H7ZM27 135H28V134H27ZM51 135H52V134H51ZM66 135H67V134H66ZM22 136H23V135H22ZM52 136H53V135H52ZM56 136H57V135H56ZM59 136H60V135H59ZM67 136H69V135H67ZM70 136H72V135H70ZM19 137H20V136H19ZM60 137H61V136H60ZM74 137H75V136H73V138H74ZM56 138H57V137H56ZM65 138H66V136H65ZM70 138H72V137H70ZM79 138H80V137H77V139H79ZM15 139H16V138H15ZM62 139H63V138H62ZM56 140H57V139H56ZM58 140H59V138H58ZM64 140H66V139H64ZM67 140H68V139H67ZM75 140H76V139H75ZM14 141H15V140H14ZM73 141H74V140H73ZM58 142H59V141H58ZM67 142H68V141H67ZM67 142H65V143H67ZM77 145H79V143H78ZM79 146H80V145H79ZM110 146H112V144H111ZM6 147H7V146H6ZM77 151H78V150H77ZM79 151H80V150H79ZM0 156H1V155H0ZM2 186H3V185H2ZM2 186H1V187H2ZM13 191H14V190H13ZM12 195H13V193H12ZM4 204H5V203H4ZM6 208H7V207H6ZM10 233H11V232H10ZM13 234H14V233H13ZM11 236H13V235H11Z\"/></svg>",
  "mask_w": 264,
  "mask_h": 264
},
{
  "label": "water",
  "instance_id": "obj_6",
  "mask_svg": "<svg viewBox=\"0 0 264 264\" xmlns=\"http://www.w3.org/2000/svg\"><path fill=\"white\" fill-rule=\"evenodd\" d=\"M231 35H233V34H229V36H231ZM229 36H227V37H229ZM226 37V38H227ZM103 50H110V49H98L97 50V52H103ZM170 83H171V80H170ZM171 85H172V83H171ZM172 90V89H171ZM235 90V89H234ZM233 90V91H234ZM115 94H122V95H129V94H132V93H116V92H114ZM133 95V94H132ZM231 96V95H230ZM229 96V97H230ZM222 99H224V98H222ZM107 130V129H106ZM113 135V137H114V139L117 141V142H122V143H133V142H130V141H121V140H119V139H117L115 136H114V134H112ZM137 144V143H136ZM1 176H2V173H0V178H1ZM167 247H169V245L167 246ZM166 247V248H167ZM165 248V249H166ZM164 249H162L161 251H160V253L163 251ZM157 255H159V253L157 254Z\"/></svg>",
  "mask_w": 264,
  "mask_h": 264
}]
</instances>
